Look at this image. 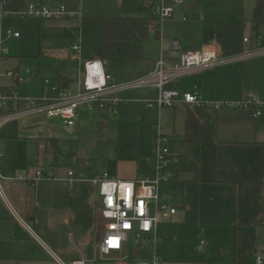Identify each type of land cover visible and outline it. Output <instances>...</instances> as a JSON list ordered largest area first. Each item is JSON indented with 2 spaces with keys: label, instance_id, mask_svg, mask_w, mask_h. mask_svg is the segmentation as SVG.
Instances as JSON below:
<instances>
[{
  "label": "crops",
  "instance_id": "0c3cea01",
  "mask_svg": "<svg viewBox=\"0 0 264 264\" xmlns=\"http://www.w3.org/2000/svg\"><path fill=\"white\" fill-rule=\"evenodd\" d=\"M44 1L48 4L52 2V0H21V3L24 7L31 2L44 5ZM155 1L140 0L139 4L142 2L149 4L152 16L153 6L158 0ZM187 1V8L194 14L195 20L199 21L200 29H202L203 21L206 20H242L246 24L245 35L251 28V14L256 0ZM183 3L184 0L177 5ZM133 12L126 16H134L131 15ZM81 16L100 17L85 16L82 13ZM173 16L172 13L170 18ZM62 19H67L69 23L60 27L39 26L40 40L58 38L63 41L61 47L44 49L39 47V55L44 56L47 53L48 56L76 59L70 52L69 44L74 42V29L77 25L73 22L74 18ZM181 19L186 21L185 17ZM160 36L161 24L158 37L154 36V39L160 40L158 57L162 56L166 63L173 67L178 62L179 51H173L171 46L170 49H164ZM170 40L179 42L180 51L195 50L206 46L202 42V35L199 41L184 43L183 48L178 38L173 37ZM143 45L140 57L130 59L144 63V70L137 73L135 78L133 76L130 80L117 79L111 73V67L103 61L107 72L118 82L135 80L151 72L158 57L156 59L144 58ZM254 57L252 60L249 58L250 60L246 63H241L242 60L236 63L227 62L190 70L171 80L168 87L179 92H193L205 101L215 99L236 101L257 95L255 88L259 81V65L258 56ZM7 59L8 57L5 56L2 62ZM13 69L18 68L15 66ZM60 77L67 81L62 86L73 88L78 78V70L74 75L59 73L52 78L40 77L39 96L43 95L44 78L58 82ZM24 82L22 80L17 82L10 78L4 82L0 80L4 89H14L17 94ZM117 95L121 98L120 103L135 100L144 103V99L154 97L155 89L142 87ZM14 108L25 109L27 104L10 102L0 108V113ZM179 108L183 110L182 113L179 112ZM186 108L188 105L182 103L173 107L174 117L177 114L178 118L176 125L171 127L169 141H176L178 149L177 153L168 155L189 159L196 157V169L188 168L181 172L177 181L167 180V182L183 185L184 207L181 210L175 208V213L160 223L170 225L174 221L178 222L177 224L193 225L196 230L211 240L212 243L208 245V248L215 244L226 246L223 251L232 252L233 264H257L258 256L264 264V108L259 118L252 117L248 111L238 109L206 108L207 120L200 126L198 142L183 140ZM147 109L156 110L158 120L162 121L160 111L162 108ZM79 111L90 113L94 125L98 127L104 126L103 122L105 123L109 116L101 110L88 112L79 109L77 112ZM118 112L119 106L116 114ZM38 113L42 112L19 118L38 115ZM46 117L50 116L46 115ZM19 118L0 125V152L2 154L0 173L7 178L3 180V187L9 201L7 205L0 200V264H59L58 261L69 263L81 257L88 264H135L137 257L141 258L142 255L135 253V247L131 245V247L125 245L121 250L113 251L110 255L100 259L97 244L101 239L104 221L100 215L101 196L98 185L93 183L92 179L102 173L94 171L88 164L85 166L77 164L75 167L61 170L55 158L58 149L54 139L43 137L37 134V131L30 136L19 137L13 134L12 130L17 127ZM75 121L76 117L73 125ZM5 128L10 130L1 132ZM11 143H15V151L25 146L29 152L33 153V156H30L33 164L26 169L29 173L25 177L14 176L10 168L1 163L5 155L4 150L12 149ZM42 161L45 163L43 164ZM37 163L39 165L36 166ZM38 168L42 169L43 174L51 172V176L35 178L34 173ZM68 171H72L74 177L68 178ZM76 175L81 177L75 178ZM108 175L124 181L139 177L152 178L149 171L140 174L137 171L124 170L116 175ZM158 196L159 198L161 196L159 185ZM165 196L168 197L169 193H165ZM168 205L173 207L171 204ZM159 224L156 226V235L159 233ZM159 237V240H162L161 235ZM157 243L155 247L159 252ZM200 243L203 242L200 241ZM150 245L152 247V244H147L145 254L150 251Z\"/></svg>",
  "mask_w": 264,
  "mask_h": 264
},
{
  "label": "rangeland",
  "instance_id": "374dc122",
  "mask_svg": "<svg viewBox=\"0 0 264 264\" xmlns=\"http://www.w3.org/2000/svg\"><path fill=\"white\" fill-rule=\"evenodd\" d=\"M60 4L64 5L67 12H74L79 8L82 15L85 16L123 15L119 0H52L51 4L44 1V5L51 8L58 7ZM187 7L188 1L184 0L182 5L173 6L174 16L172 18L160 21V37L163 40L164 49H170V39L173 37L180 40L182 48L184 43H193L201 39L199 21L195 20L194 14ZM131 15L153 18L151 16V6L143 2L136 6ZM182 17H185L186 21H182ZM62 18L66 17L22 18L10 15L0 20V27L4 32L7 29H11L18 31L20 34L19 38L5 37L0 44V47L6 51L5 56L8 57L7 60L0 62L2 71L8 68L13 69L17 66L21 80L25 81L18 90L19 96H39L40 77L52 78L59 73L77 74L79 64L85 59L82 58L83 56L77 60L72 57L48 56L47 53L44 56L39 55V47L44 49L63 46V41L58 38L39 39V26H63L68 21ZM245 18L247 19L246 14ZM154 20L156 21V19ZM73 22L77 25L76 28H79L80 20L74 18ZM74 32L75 41L80 34L79 30ZM251 34L250 28L249 32H246V36ZM143 44V57L156 59L160 40L154 39L153 33L149 31L148 38ZM70 46L71 42L69 49L71 54H73L74 52ZM256 56H258L259 81L258 86L255 88V94L263 96L264 53ZM250 58L252 60L255 57L250 56ZM247 60L249 61L250 59L245 58L241 63H246ZM108 66L107 68L109 69L110 66ZM144 68L142 61L130 60L124 66L117 69L111 68L110 71L119 80H130L133 79V76L135 78V75L142 72ZM7 79L6 76H3L0 80L4 82ZM160 111L162 113V121L158 120V112L145 108L144 103L136 100L123 101L119 104L118 114L109 115L106 113L109 116H106L107 121L103 122L105 125L101 127L95 126L92 115L83 111L77 112L73 126H67L59 117H46L44 113H38V115L19 118L17 127L12 132L20 137L30 136L37 131V134L43 137L54 139L58 149L55 158L61 170L75 167L77 164L81 166L88 164L96 172H106L115 175L124 170L129 172L137 171L140 174H145L149 171L152 177L150 179H154L157 174V159L153 149L159 138L166 140L168 154L177 153L178 149L176 141H169L171 127L174 124L176 125L178 116L176 114L174 117L173 107H163ZM179 112L182 113L183 110L179 108ZM9 130L5 128L1 132ZM14 145L15 143H11L12 149L4 150L5 155L1 159V163L6 164L14 176L25 177L29 173L26 169L33 164L30 157L33 156V153L29 152L25 146L15 151ZM38 163L36 166L39 165ZM42 163L44 164L45 162L42 161ZM159 193L161 195L159 198L160 204H171L174 208L183 209L185 199L183 185L161 181ZM165 193H169V196H165ZM166 219L158 215L157 224L160 221L164 222ZM177 223L173 221L170 225L159 224L160 234L157 233V249L159 252L157 254L163 264L234 263L232 252L223 251L226 246L215 244L208 248V245L212 243L208 237L202 235L191 224ZM159 235H161L162 240H159ZM129 238L130 243H132L131 246H133L134 235L130 233ZM200 241L203 243H200ZM137 259H140V257H137Z\"/></svg>",
  "mask_w": 264,
  "mask_h": 264
},
{
  "label": "built area",
  "instance_id": "2783aa9c",
  "mask_svg": "<svg viewBox=\"0 0 264 264\" xmlns=\"http://www.w3.org/2000/svg\"><path fill=\"white\" fill-rule=\"evenodd\" d=\"M6 0H0V20L10 15L18 17L37 18H60L70 17L80 19L81 11L77 8L74 12H67L64 5L58 7H47L37 3H28L17 10L5 8ZM182 3V0H158L153 6L152 16L157 22L170 18L173 13V6ZM18 31L7 29L5 32L0 27V44L5 37L18 38ZM249 36H244L243 43L245 50L238 55L223 56L220 49L215 45H206L199 49L180 51L179 42L171 40L170 46L173 51H179L178 62L173 67L159 56L155 61L153 69L141 78L118 82L107 72L104 62L98 58L84 59L79 65L78 78L73 88L52 82L49 78L43 79V95L37 97H20L13 90H6L0 83V108L10 102H25L27 108L12 109L0 113V125L9 123L24 115L37 112L45 113L50 117H59L68 126L73 125L77 111L84 109L89 112L96 110L105 111L109 115L117 113L121 98L119 93H126L130 90L144 86L155 89L152 98L144 99L147 108L160 109L163 107H174L182 103L191 107L232 108L248 111L252 117L262 116L264 108V95H251L236 101L225 100H203L193 92H179L168 87V83L193 69L210 65H218L227 62H240L250 56L264 53V46H250ZM72 55L79 60L81 58V37L79 36L71 43ZM6 51L0 47V62L5 58ZM6 76L14 81L20 82L21 77L17 70L0 68V79ZM153 152L157 159L156 178L139 177L134 180L124 181L114 179L107 173L93 178L92 182L98 185L101 196L100 215L104 221L101 239L97 244L100 259L110 255L113 251H119L130 243L129 234L134 235L135 253L141 256L135 264H160L161 261L156 251L158 237L156 226L158 215L168 218L174 214L176 209L166 204L159 203L158 185L161 181H167L170 174L164 171L167 164L166 156L168 149L166 140L159 138ZM2 154L0 152V158ZM68 178L74 177L72 171L67 172ZM51 176V172L43 174L42 169L35 170L34 177L41 178ZM81 177L76 175L75 178ZM7 179L0 173V200L8 205V197L3 187V180ZM147 244H152L150 251L145 254ZM144 253V254H142ZM59 264H88L81 257L69 263L58 261ZM257 264H262L260 256L257 257Z\"/></svg>",
  "mask_w": 264,
  "mask_h": 264
},
{
  "label": "trees",
  "instance_id": "16d2710c",
  "mask_svg": "<svg viewBox=\"0 0 264 264\" xmlns=\"http://www.w3.org/2000/svg\"><path fill=\"white\" fill-rule=\"evenodd\" d=\"M140 0H120L123 15L103 17H81L79 34L82 39L84 58H99L111 68L122 66L130 59L139 58L142 44L148 38L149 31L155 37L159 35L160 23L154 17L126 16L134 11ZM22 7L21 0H6L5 8L17 10ZM250 46H264V0H256L251 14ZM246 24L242 20L216 21L202 23L201 35L204 45L219 47L223 56L241 54L245 50L243 38ZM66 80L58 78L60 85ZM208 107L188 106L185 111L184 138L186 142L199 141V129L207 120L205 109ZM165 172L170 174L168 181H177L179 174L188 168L196 169V157L189 159L181 156H166Z\"/></svg>",
  "mask_w": 264,
  "mask_h": 264
}]
</instances>
